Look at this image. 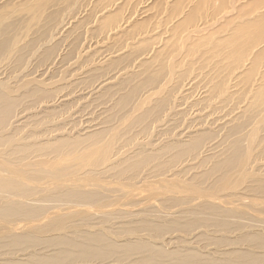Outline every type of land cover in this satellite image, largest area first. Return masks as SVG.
Wrapping results in <instances>:
<instances>
[{
  "label": "bare ground",
  "instance_id": "bare-ground-1",
  "mask_svg": "<svg viewBox=\"0 0 264 264\" xmlns=\"http://www.w3.org/2000/svg\"><path fill=\"white\" fill-rule=\"evenodd\" d=\"M89 7L72 30L95 21L101 34L134 47L62 75L75 50L57 63L66 37L55 36L75 20L70 11ZM33 62L55 66L62 81L75 78L98 115L87 104L89 117L73 122L70 94H59L66 88L52 80L54 71L48 80L33 76ZM191 74L204 84L198 103L228 111L231 141L222 160L189 184L170 170L182 173L185 159L209 147L223 125L200 121L184 144L146 140ZM243 99L241 108L223 106ZM92 120L102 127L87 132ZM255 145L263 156L264 0L0 3V264H264V172L252 166ZM249 164L252 172L240 175ZM154 176L161 179H147Z\"/></svg>",
  "mask_w": 264,
  "mask_h": 264
},
{
  "label": "rangeland",
  "instance_id": "rangeland-1",
  "mask_svg": "<svg viewBox=\"0 0 264 264\" xmlns=\"http://www.w3.org/2000/svg\"><path fill=\"white\" fill-rule=\"evenodd\" d=\"M0 1L4 2V0H0ZM6 1H8V0H6ZM143 5H141V6H143ZM65 8H68V7L65 6ZM88 9L89 10L86 9L85 12L80 13V15H75L74 12L72 13V11H70V12L68 11L69 14H68L67 19L71 15V16L75 17V20H74L75 22L73 20H72L73 22L70 20L69 21V22H71L69 25L70 28H69V26L64 27L63 29L60 30V33H59L60 35L58 34L59 36L58 35L55 36V39L57 41H60V39H62L63 37H66V40H67V41L64 40V42L61 44V48H60L61 51L58 53L59 56H58V60L56 61L57 63H58V61H60L62 59L63 55H65L66 53H69L70 51L75 50L74 52H71L72 53L71 54L72 59H70L67 62V64L60 65V66H63L62 70H64L63 72H61L62 75L67 74V76H68L69 74L67 71L74 70L76 67H78V65H80V63H82L83 61H85L86 59H89L91 57L93 58V60H95L94 58H96L95 61H98V59H100L98 62H99V65H101V59H105L106 61L120 59L122 57H125L127 54H129L130 49L134 47V46L129 45L128 43H125L124 38L121 36H119V37L113 36L112 37L111 36L112 32H110V35H109V32L107 34V31L103 32L101 34L102 31L97 30L98 25L96 24V22L94 20H93L94 22H92V24L90 22L88 25H85L84 28L79 29V31L74 30V29L72 30L71 26L74 27V25L78 22V20L81 21L83 18L89 17L88 15H90L89 13H91V8L89 7ZM78 17H79V19H78ZM76 20H77V22H76ZM93 23H94V25H93ZM66 33H68V34L65 36ZM61 35H62V37H61ZM214 36H216V38H218V39L220 38L219 34H214ZM76 37H78V39H76ZM111 41H113V42H111ZM115 41H117V43L119 44L120 47H118V48L114 47ZM109 42H111V43L109 44ZM123 42H124V45H123ZM126 44H128V45H126ZM112 45H113V47H112ZM111 53H113V54L110 55ZM180 65L183 66V65H185V63H182ZM28 67H29V70H32L33 76H35L36 78H41L42 76H44L43 79H45V80H48V76H50V73L52 71H54L55 78L52 80L55 81V79H56L57 84L64 85V87L66 88V89L62 90L61 93H59V94L60 95L70 94L67 96V98H68L67 101H69V100L71 101V105H70L69 109L72 108V110L71 111L68 110L67 114L69 117H72V119L75 118V119H73V120H75L73 122L77 123V121H79V117L81 115H82V117H84V115L86 116V113H83V112H85L83 107L87 104H89L93 108L90 112L91 113L90 116L98 115V113H99L98 107H100V106L95 103V99H92L93 96L92 97L88 96V99H87L86 97L79 95V94H81L83 89H81V86H79L78 84H77L78 86L74 84L75 78L66 77V80L62 81V78L57 77L58 73H56V71H55L56 70L55 66L47 67V68L46 67L38 68L35 66V63L33 62L32 65L29 64ZM81 67H83V66H81ZM192 72H194V70H192ZM191 77H192L191 81L190 80L187 81V82H189L188 86H186V87L181 86V88H177V90L176 89L173 90L172 94L170 93L171 103L168 105L167 109L163 112L164 117L163 118L161 117V119H160L161 121H163V122H160V123H162V125L156 123L155 126L154 125L150 126L149 129L152 133V136L150 137V139L146 140V141H153L152 145L153 146L155 145L156 147H161L162 145H164L165 141H171V140H182V144H184V143H187L192 138V135L194 134V131H195L194 126L199 124L200 121H203L202 124L204 123V120H205L207 123L209 122L208 124L214 123L215 125H220V127L223 125L222 128L220 129L219 133L213 137L214 140L209 142V147L207 146V144H205L204 146L197 148L196 151H194L192 153V155H190L194 159H185V160H187V163H186V166L180 170V172L183 171L182 173L179 174L178 169H171L170 170L176 176L179 175V178H181L182 180H186L189 184H191L192 176H196L197 173H200L199 176H201L203 173L205 174V171L211 167V163L215 161L214 158H217V161L222 160V158L224 157L222 153L225 151L226 147L228 146L227 142L231 141L230 139L226 140V138H225V133H226L225 123L230 118L228 115V111L222 109V110H216L214 112H211L209 109H207L206 106L199 104L198 101L201 100L199 97L204 96V92H205V90L203 89L204 84L202 83V81L197 76L191 74ZM16 81H17L16 78L10 80L11 83H15ZM58 81H60V82H58ZM111 82L113 84L114 80L112 79ZM87 84L88 83L85 84V87L87 86ZM83 85H84V83H83ZM184 85H186V84H184ZM170 91L171 90L163 91L160 97H162L163 95H165L167 92H170ZM147 94L150 95V99H152V102H154L156 97H157L154 95V92L150 91ZM244 102H245L244 99H243L241 104H239L236 101H231L230 104H223V106L227 110L232 109L233 107H240L241 108L243 106ZM146 103H148V102H146ZM151 105L152 104H150L149 106H151ZM207 106H210V105L207 104ZM226 112H227V114H226ZM87 117H89V116L82 118V120L86 119ZM88 126H91V128L85 129L87 132H92V131L98 130L102 127L100 125V123H97V124L94 123V120L88 121V125L85 126V128ZM81 128L82 127L78 128L77 130L79 131ZM155 128L157 129L158 135H153ZM166 130H168V132H166ZM255 146L253 148L251 147V151H252L253 156L256 157L257 160H253L252 166L256 169L258 168L259 169L258 172H264V155L262 154L263 156H261V155L257 156L260 148L258 146H256V147ZM249 159L250 158H248L247 160H249ZM250 162H251V159H250ZM254 163H255V165H254ZM195 164H198L199 166L204 164V166H206L207 169H205V170H203L204 168L201 170L194 169ZM243 169L245 170V172H242V173L240 172L239 173L240 175L241 174L246 175V174L252 172V170L250 169V164L243 167ZM188 173L191 176H187ZM163 176L164 177H162V178H168V179L172 178V175H170V174H166ZM229 176H230V174L228 173V178H229ZM147 179L150 182L157 183L159 181V179H161V177L160 176H154V177H147ZM205 181L208 185L213 184L212 179H205ZM203 182H202L201 186L206 188L203 191L208 192L209 187L205 185V182L203 184ZM185 186H187V185H185ZM242 191H243V189H242ZM239 193L241 194L242 192L239 191Z\"/></svg>",
  "mask_w": 264,
  "mask_h": 264
}]
</instances>
